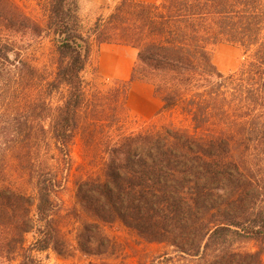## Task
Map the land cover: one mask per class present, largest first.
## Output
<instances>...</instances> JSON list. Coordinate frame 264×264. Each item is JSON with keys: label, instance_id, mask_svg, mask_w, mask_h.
I'll return each instance as SVG.
<instances>
[{"label": "trees", "instance_id": "1", "mask_svg": "<svg viewBox=\"0 0 264 264\" xmlns=\"http://www.w3.org/2000/svg\"><path fill=\"white\" fill-rule=\"evenodd\" d=\"M36 5L42 22L16 0H0V264L72 257L54 216L70 146L83 129L104 130L100 173L75 183L86 217L76 237L83 256L114 252L102 227L118 223L145 244L172 248L160 264H263L246 246L264 244V0H119L90 35L98 46L136 50V61L128 80L89 93L81 74L92 44L80 30L79 0ZM51 35L49 75L26 47ZM220 44L242 52L236 71L214 65ZM134 82L152 86L157 116L178 112L191 128L147 121L127 134ZM12 173L27 177L33 198Z\"/></svg>", "mask_w": 264, "mask_h": 264}, {"label": "rangeland", "instance_id": "2", "mask_svg": "<svg viewBox=\"0 0 264 264\" xmlns=\"http://www.w3.org/2000/svg\"><path fill=\"white\" fill-rule=\"evenodd\" d=\"M40 1L43 2L45 0ZM136 1L150 3L151 0ZM16 2L19 8L28 16L42 22V13L36 5V0H16ZM118 3L119 0H79L78 17L81 26L80 30L92 44L91 57L81 74L88 93L93 88L105 92L107 86L112 82L105 80L99 73L98 53L100 46L94 44L90 31L96 20H106ZM56 44L57 38L55 35H51L49 37L34 39L26 47L27 54L34 64L38 68L45 70L49 75H52L55 70ZM243 60L244 56L242 52L236 47L220 44L212 48V61L217 69L224 74L236 71ZM127 116L129 119L124 127L127 134L140 132L143 129L142 123L147 122L135 119L129 113ZM149 121L157 128L166 126L171 122L182 129L191 128L189 120L179 115L178 112L170 115L156 116ZM101 131L104 132V130L99 129L95 135L94 132L91 133L85 129L77 133L69 150V168L64 173L63 185L56 197L57 213L54 216V221L61 234L71 246L73 251L72 257L60 259L52 253H44L38 256L40 264H160L164 262L163 259L166 255L172 254V248L164 245L145 244L118 223L102 227L103 233L118 245L114 252H109L100 257H87L77 251L76 237L86 217L75 199V183L80 177L95 176L100 173L103 161L102 143L104 142V139L102 137L100 139V136H98V132ZM49 162L55 169L61 170L60 166H56L58 162L53 152L49 153ZM11 176L12 182L21 186L33 198L32 184L29 183L27 177H22L17 173H12ZM33 239L34 234H28L26 236V246ZM246 248L250 251H260L261 260L264 264V244L262 247L250 244Z\"/></svg>", "mask_w": 264, "mask_h": 264}, {"label": "crops", "instance_id": "3", "mask_svg": "<svg viewBox=\"0 0 264 264\" xmlns=\"http://www.w3.org/2000/svg\"><path fill=\"white\" fill-rule=\"evenodd\" d=\"M158 1L151 0L150 3ZM136 56V50L129 47L101 45L98 53L99 73L108 81H126L130 77ZM160 108L161 102L154 96L151 85L140 82L131 84L127 99V109L131 116L149 121L157 116Z\"/></svg>", "mask_w": 264, "mask_h": 264}, {"label": "bare ground", "instance_id": "4", "mask_svg": "<svg viewBox=\"0 0 264 264\" xmlns=\"http://www.w3.org/2000/svg\"><path fill=\"white\" fill-rule=\"evenodd\" d=\"M111 61V60H110ZM110 65V64H109Z\"/></svg>", "mask_w": 264, "mask_h": 264}]
</instances>
